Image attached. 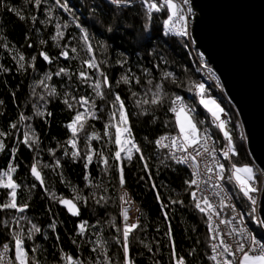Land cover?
Listing matches in <instances>:
<instances>
[{
    "label": "trees",
    "instance_id": "1",
    "mask_svg": "<svg viewBox=\"0 0 264 264\" xmlns=\"http://www.w3.org/2000/svg\"><path fill=\"white\" fill-rule=\"evenodd\" d=\"M152 2L163 4V0ZM170 14L166 6L149 12L145 0H127L119 6L108 0H40L39 5L35 0H0V174L7 173L0 178L7 183L10 176L18 186L17 207L27 205L22 212L0 209V245L8 244L13 250V234L20 233L29 256L39 264H66L65 256L80 264H96L97 260L103 264L105 254L108 264H125L121 201L125 191L139 211L137 227L129 234L128 264H176L181 257L184 264H214L208 259L207 219L195 207L192 187L185 183L191 174L156 144L160 137L178 132L175 116L169 111L170 99L179 95L194 108L195 120L203 121L200 129H207L221 147L222 133L199 104L201 97L195 86L203 84L204 98L216 100L230 112L226 128L237 152L230 163L252 167V161L236 114L211 85L204 83L186 38L165 25ZM58 31L63 36L53 39ZM63 51L68 52L67 59L61 55ZM41 52L51 62L44 60ZM196 55L199 57V51ZM93 58L99 71L84 63ZM60 68L67 71L57 76ZM81 72L89 79L82 78ZM100 72L109 78L110 87L102 83ZM165 72L173 75L165 78ZM122 76H127L129 83H123ZM96 80L101 81L102 96L92 87ZM157 83L163 85L168 98L159 105L138 106L137 101L145 99L146 93L151 98L149 89L155 91ZM52 88L55 94H50ZM117 94L125 105L132 141L140 148L131 152L130 160L122 153L119 160L115 158L119 146L112 125L119 122V104L113 105ZM81 97L89 103L81 106ZM77 112H84L86 119L83 129L73 137L67 125ZM25 133L32 137L28 143L24 142ZM94 134L97 138H92ZM72 139L75 148L69 143ZM73 151L79 156L74 158ZM87 156H91V163ZM33 164L43 184L33 176ZM10 166L15 171L9 172ZM230 168V164L225 165L222 182L246 209L234 181L227 179ZM10 192V188L0 186V204L11 200ZM76 194L81 199L74 201L79 209V215L74 216L59 198L72 199ZM33 224L40 231L28 239ZM101 241L103 254L97 247Z\"/></svg>",
    "mask_w": 264,
    "mask_h": 264
},
{
    "label": "snow or ice",
    "instance_id": "2",
    "mask_svg": "<svg viewBox=\"0 0 264 264\" xmlns=\"http://www.w3.org/2000/svg\"><path fill=\"white\" fill-rule=\"evenodd\" d=\"M35 2L37 5L40 4V0H35ZM57 2L59 3V0H57ZM125 2H127V0H111L112 4H115L118 6ZM183 3L187 4L188 0H183ZM61 6L63 7V5ZM145 6L147 7L149 12H152L153 10L160 11L162 7L166 6L169 12L171 13L169 15L168 20L165 21L166 26H168L172 22L173 17H178L177 23L185 20V16L183 14H180V11H181L180 6L174 3L173 0H163V4H160V5L152 2V0H145ZM188 11L190 12L191 9H189ZM172 28H176V24H172L168 30L171 31ZM177 32L181 36H187V29L183 25H181L177 29ZM62 36H63V33L58 31L57 35L53 37V39H57ZM88 39L89 37L85 33L83 36V40L85 41V43H87ZM87 50L89 54H91L92 47L90 44L87 46ZM72 51L75 52L76 49L73 48ZM40 55L43 56L44 60L51 62L49 60L48 55H46L45 53L41 52ZM61 55L65 57L66 59L69 57V54L67 51H63ZM24 59H25L24 56L20 55L19 60L23 61ZM84 63L89 68H96L99 71V66L95 62L94 58L91 60H86L84 61ZM20 67L23 68L24 65L20 64ZM66 71H67L66 69L60 68L59 71L56 73V75L59 76L61 74H65ZM100 75L103 77L102 83L106 87H110L109 78L106 75H104L103 72H100ZM172 75L173 74L170 72H165L163 74L165 78L171 77ZM80 76L84 78L85 80L89 79V77L87 76L85 72H81ZM46 78L50 79L51 77L48 76ZM121 81L125 84L129 83L127 76H122ZM41 83H43V81H41ZM137 83H139V81H137ZM148 83L151 85L152 81L149 80ZM100 86H101L100 80H96L95 83L92 85V87L96 90L97 96L103 95V93L100 91ZM154 87H155V91H152L151 88L149 89V92H151V98L148 99L147 93H146L145 99L137 101L138 106L142 104L159 105L163 103L166 98H168L167 93L163 91L162 84L157 83ZM195 87L199 90L198 95L201 97L199 100V103L211 114L214 122L216 123V126L220 129V131L224 135V138L227 140L226 148L222 151L223 157L227 160L229 159L230 154L232 156L237 155L232 136L230 135L229 131L226 128V121L221 119V114L224 113V109L214 99L204 98L205 88L203 84H199ZM55 91H56L55 88H52L50 90V94H55ZM132 95L135 96L137 94L133 92ZM65 103L68 104L70 108L73 107V105L69 103L67 100H65ZM78 103H80V105L83 106L85 104H88L89 101L87 98L81 97ZM116 104H119V109L117 110L119 112V122L112 126L116 128L115 142L119 146V148H118V151L115 153V158L119 160L121 158V152H125L127 154L126 158L130 160L132 158L131 156L132 149H135L137 152H139L140 148L132 141L131 129L130 127H128V115L124 110L125 109L124 102L121 100V97L118 94L115 96V101H113V105L115 106ZM169 111L174 114L176 126L179 131L177 135L175 136L160 137L156 141L157 146L174 148L177 151L186 153V155L182 158H176L173 154V158L177 159L178 163H188L189 161H191L190 166L192 168V179L185 181V183L188 184L189 188H191L192 186H196V188L199 189L201 192H206V188H202L201 185H208L215 189H219V191H215L213 195L220 196L221 193H223L224 189H223V186L218 182L225 179L224 172L226 169H225L224 164H221L218 160L213 158L212 162L213 164L216 165L215 181H217V183L209 185V181L212 180L211 176L208 177V180H202L200 178L201 177L200 164L197 162V158L203 156L205 153H207L208 155H212L215 152L214 148H209L205 146L207 143V140H209L211 137L208 136L207 129H204V130L200 129L199 124H202L203 121L197 122L195 120V117L193 116L195 109L188 106L184 102L183 98L179 95H175L173 98L170 99ZM36 114L43 115L39 111H37ZM88 115H92L94 117V113H88ZM115 117H116V111L112 113V118L115 119ZM23 119H25V117L21 116V120ZM85 119H86V114L84 112H77L76 115L73 117L72 122L67 125V127L72 131L73 137L76 136L77 132L80 129H83ZM13 127H15V125H13ZM108 127L109 125L105 126V135L108 134L107 132ZM0 135H3V133H0ZM124 136H126L127 138L122 139V137ZM92 138H97V137L94 134ZM30 139H32V137L28 133H25L24 142L28 143ZM166 140L169 141L168 144L164 143V141ZM35 142L36 141L33 140V143ZM69 143L72 145L73 148L76 147L75 139L70 140ZM129 144L131 145V147H127V145ZM2 148H3V144L0 143V149ZM201 148H203V152L200 151ZM72 156L74 158L78 157L79 152L73 151ZM86 159L88 163H91V156H87ZM140 159L143 160L144 157L141 156ZM105 163H107V161H105ZM85 167L87 168V163L85 164ZM205 167H206L207 173H211L213 171L212 167L207 166V165ZM145 168L147 169V165H145ZM13 171H15V169L10 166L9 172H13ZM31 171H32L33 176L37 180H40L41 184H43L41 175L39 171L37 170L36 164H33ZM119 171H120V184L121 186H123L125 183L123 169L121 168ZM227 171L231 173L230 176L227 177L229 182L234 181L236 186L239 188V191L243 194V196L246 197L251 202L252 205L258 206L257 197L252 194L260 191L255 186L256 181H257V171L259 170L254 171V169L249 165L238 166L235 163H232L231 168L227 169ZM3 175H7V173L0 174V177H2ZM0 186L11 189V192L9 193V195L11 196V200L4 204H0V209L15 208L19 212L24 211V207H27V205L23 207H17L16 201H15V195H16V188L18 186L12 182L11 177L9 176L7 183H4L3 179L0 178ZM125 196H127L126 192L124 193V196H121V200H124ZM191 196L195 203V207L201 213H204L205 215L208 216L209 232L214 233V235L211 236V239L213 240L219 239L220 232L213 226V223H212V216L218 215V213L214 211V205L212 202H210L209 196L203 195L201 198H198L196 191H192ZM53 198H56V197L53 196ZM80 199H81L80 195L76 194L72 199L59 198V202L65 205L68 211L72 215L75 216V215H79V209L77 208L74 201L80 200ZM157 199L159 200V195L157 196ZM126 202H130V201H126ZM177 202L182 203V201H173V203H177ZM220 206L221 207L226 206L224 204V197L221 198ZM163 207H166V206L162 205V208ZM256 210H257L256 207H253L252 211L256 212ZM122 215L125 221H127L128 215H127L126 209H122ZM16 223L19 224V220H17ZM220 223L221 224L231 223V221L220 220ZM52 227L54 228L55 226L52 225ZM136 227H137V224L135 223L130 224V225L126 223L123 228V249H124V254H125V264H128L129 234ZM80 230L82 233L84 230L83 224L80 226ZM39 231L40 229L35 224H33L31 229L27 233V238L31 239L32 236L36 232H39ZM232 234L241 236L242 240H235L233 243H227L224 240L220 239V242L218 244L213 243L211 245V248L214 254L208 257L209 260L217 261L218 256L223 258L226 254L228 257H231V259H222L221 261H217V264H264V242H261L260 240L256 239L245 228L233 229ZM169 238L171 239V229L169 230ZM13 239L15 241L14 260L7 259L9 245L4 244L2 249H0V264H39V261H37L34 256L32 257L29 256L24 246V237L20 233H14ZM97 247L102 250V254H103L104 245L102 241L97 245ZM95 250L96 249H94V251ZM35 251L36 249L34 248L33 252ZM173 256H175V251H173ZM63 259H65L66 264H80L79 260H73V258L70 256H65L63 257ZM96 264H101V262L97 260ZM103 264H108V257L106 254L104 256ZM176 264H184L183 257L178 259Z\"/></svg>",
    "mask_w": 264,
    "mask_h": 264
},
{
    "label": "water",
    "instance_id": "3",
    "mask_svg": "<svg viewBox=\"0 0 264 264\" xmlns=\"http://www.w3.org/2000/svg\"><path fill=\"white\" fill-rule=\"evenodd\" d=\"M190 3L193 46L236 111L252 167L264 174V0ZM259 215L264 225V182Z\"/></svg>",
    "mask_w": 264,
    "mask_h": 264
},
{
    "label": "built area",
    "instance_id": "4",
    "mask_svg": "<svg viewBox=\"0 0 264 264\" xmlns=\"http://www.w3.org/2000/svg\"><path fill=\"white\" fill-rule=\"evenodd\" d=\"M108 1L111 2V0H108ZM190 1L191 0H188V3L184 4L183 0H173L174 3H176L177 5L180 6V10H181L180 14H183L185 16V20L177 23L178 17H173V20L168 25V27L170 28L172 24H176V28H172L171 31L175 35H178V36H181V35L178 34L177 29L181 25L186 27L187 36H184V37L186 38L190 52L192 53V55L196 59L198 69L200 71V75L202 76V78L204 80V83L211 85L215 89V91L219 94L220 98L236 114V111H235L234 107L231 105L227 96L225 95L223 88H222V86L219 82V79H218L216 73L214 72V70L212 68H209L206 65V61L204 60V57L202 56L201 53H199L200 54L199 57L196 55L197 50L193 46L194 44H193L192 37H191V28H192V23H193L194 12L191 9ZM189 9H191L190 12L188 11ZM221 119L225 120L226 125H227L231 121L230 112L228 110L224 109V113L221 114ZM211 123L216 126V123L214 122V120L212 118H211ZM238 126H239V130H240L241 139L245 142V135H244L243 129L241 128V125L239 122H238ZM219 131H220V129H219ZM177 133L173 134V135L166 134L164 136H175V135H177ZM207 134L211 138L209 140H207V143L205 146L209 147V148H214L215 152L212 155H208L207 153H205L203 156L197 158V162L200 164V172H201L200 178L202 180H208V177L211 176L212 180L209 181V185H212L214 183H217V181H215L216 165L213 164V162H212L213 158L218 160L221 164H224V165L230 164V167H231L230 158L232 155L230 154L229 159H227V160L222 155V151L226 148V145H227V140L224 138L223 133H222V135L224 138V144L221 147L217 144L215 138L208 132V130H207ZM164 143L168 144L169 141L166 140V141H164ZM158 148L161 149L162 151H164L175 162H177V159L173 158V154L176 158H182L186 155V153L181 152V151H177L174 148H169V147H158ZM189 151H191V150H189ZM200 151L203 152V148H201ZM181 164H183L189 170V172L191 174V179H192V168L190 166L191 161H189L188 163H181ZM206 165L213 168V171L211 173L206 172V167H205ZM252 168L254 169V171L259 170V171H257V181H256L255 186L260 191L252 194V195L257 197L258 206L252 205L251 202L246 197H244L243 194L239 191V188L236 186V184H235L236 193L246 203V206H247L246 209H243L242 207H240L237 204L235 195L233 194V192H230L227 189V187L224 185V183L222 181L218 182L223 186V189H224L223 193H221L220 196L213 195V193L215 191H219V189H215L211 186L201 185L202 188H206V192H201L199 189L196 188V186H192V191L197 192L198 198H201L203 195L209 196L210 202H212L214 205V211L216 213H218V215L212 216V223H213V226L220 232V238L217 240L211 239V236L214 235V233H210L209 228H208L209 238H210V248H209L210 255L214 254L212 251L211 245L213 243L218 244L220 242V239L224 240L227 243H233L235 240H242L241 236L232 234L233 229L245 228L256 239L260 240L261 242H264V237L259 236L254 231V228L248 223V218L250 217L256 223V225L264 232V225L262 224L261 219H260V215H259L260 196H261V190H262V186H263V182H264V174L257 167L254 166ZM124 193H125V191H122L121 196H124ZM222 197H224V204L226 205L224 207L220 206V201H221ZM121 201H122V209H126L127 215H128V219H127V221H125V219H124V223L125 224L127 223L129 225L133 224V223L137 224L139 221V217H138L139 211H138L136 204L130 199L128 194H127V196L124 197V200H121ZM126 201H130V202H126ZM253 207H256V209H257L256 212L252 211ZM205 217H206L207 222H208V216L205 215ZM241 217H242V219H241ZM220 220L231 221V223L221 224ZM2 247H3V245H0V249H2ZM14 249L12 250V248L9 246V250L7 253V259L8 260H14V256H15V250ZM221 251H222V249H221ZM222 259H231V257H228L226 254L223 258H221L219 256L217 257V261H221ZM217 261H213L214 264H217Z\"/></svg>",
    "mask_w": 264,
    "mask_h": 264
},
{
    "label": "rangeland",
    "instance_id": "5",
    "mask_svg": "<svg viewBox=\"0 0 264 264\" xmlns=\"http://www.w3.org/2000/svg\"><path fill=\"white\" fill-rule=\"evenodd\" d=\"M127 138L126 136L122 137V139ZM127 147H131V145H127ZM134 149H132L133 151ZM123 155H127L125 152H121ZM248 223L254 228V231L261 237H264V232L256 225V223L252 220V218H248Z\"/></svg>",
    "mask_w": 264,
    "mask_h": 264
},
{
    "label": "crops",
    "instance_id": "6",
    "mask_svg": "<svg viewBox=\"0 0 264 264\" xmlns=\"http://www.w3.org/2000/svg\"><path fill=\"white\" fill-rule=\"evenodd\" d=\"M208 99V98H205ZM212 99V98H211ZM200 100V99H199ZM216 101V100H215ZM217 102V101H216ZM200 104V103H199ZM201 105V104H200ZM202 106V105H201ZM203 107V106H202ZM204 108V107H203ZM205 109V108H204ZM206 110V109H205ZM207 111V110H206ZM207 113L209 114V116L213 119V117L211 116V114L207 111ZM179 131V130H178Z\"/></svg>",
    "mask_w": 264,
    "mask_h": 264
}]
</instances>
